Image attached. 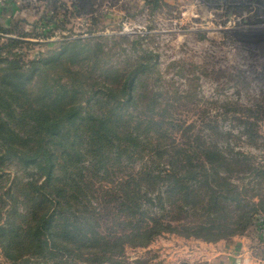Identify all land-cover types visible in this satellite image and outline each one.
<instances>
[{
  "label": "rangeland",
  "instance_id": "1",
  "mask_svg": "<svg viewBox=\"0 0 264 264\" xmlns=\"http://www.w3.org/2000/svg\"><path fill=\"white\" fill-rule=\"evenodd\" d=\"M64 44L85 50L69 67L72 72L92 73L105 84L140 62L148 64L140 75L145 98L137 110L157 97L153 118L163 123L166 144L172 141L175 148L197 154L214 144L227 156L243 158L239 170L226 178L235 186L227 195L238 196L242 206L230 208L226 220L248 207L255 210L251 225L239 234L208 241L163 231L145 246L129 238L117 248L120 252L106 253L100 261L83 253L70 264H264V0H0L1 58L28 65ZM92 82L84 84L83 98L90 96ZM169 157L161 160L162 171L169 168ZM147 158L146 153L142 161H124L92 179L88 208L103 238L129 233L130 218L117 208L122 196L117 182ZM17 172L21 169L14 164L1 171ZM153 190L147 193L151 202L144 203L146 216L174 226L191 220L168 200L160 205ZM28 259V264H52Z\"/></svg>",
  "mask_w": 264,
  "mask_h": 264
},
{
  "label": "trees",
  "instance_id": "2",
  "mask_svg": "<svg viewBox=\"0 0 264 264\" xmlns=\"http://www.w3.org/2000/svg\"><path fill=\"white\" fill-rule=\"evenodd\" d=\"M68 46L28 65L0 57V264H28V256L52 264L69 259L70 264V258L83 253H92L94 262L120 252L129 238L145 246L165 231L214 241L251 225L253 207L226 220L230 208L242 206L238 196L227 195L235 186L226 178L244 159L227 156L214 144L203 146L202 154L175 148L172 141L166 144L163 123L153 118L157 97L137 110L145 98L140 75L148 64L140 62L126 76L105 84L92 73L70 70L85 50ZM87 79L93 81L91 92L83 98ZM131 106H137L136 112ZM146 153L148 162L117 182L122 194L117 208L130 218L129 233L105 239L88 208L91 181L121 168L124 161H142ZM164 155L171 156L167 171L159 167ZM11 164L21 172L2 174ZM222 170L226 176H220ZM154 188L160 205L168 200L191 220L174 226L146 216L144 203L151 202L147 193Z\"/></svg>",
  "mask_w": 264,
  "mask_h": 264
}]
</instances>
